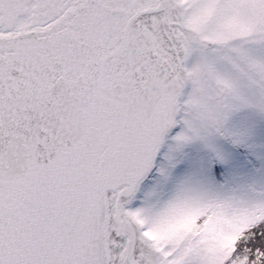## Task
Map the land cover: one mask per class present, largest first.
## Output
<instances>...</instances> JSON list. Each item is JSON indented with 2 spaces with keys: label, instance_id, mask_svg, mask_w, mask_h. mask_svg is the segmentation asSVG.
<instances>
[{
  "label": "snow or ice",
  "instance_id": "6c2138e0",
  "mask_svg": "<svg viewBox=\"0 0 264 264\" xmlns=\"http://www.w3.org/2000/svg\"><path fill=\"white\" fill-rule=\"evenodd\" d=\"M0 264H264V0H0Z\"/></svg>",
  "mask_w": 264,
  "mask_h": 264
}]
</instances>
